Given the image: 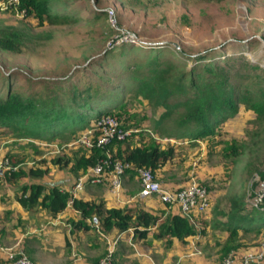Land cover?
I'll use <instances>...</instances> for the list:
<instances>
[{
	"label": "rangeland",
	"instance_id": "obj_1",
	"mask_svg": "<svg viewBox=\"0 0 264 264\" xmlns=\"http://www.w3.org/2000/svg\"><path fill=\"white\" fill-rule=\"evenodd\" d=\"M0 2V27L19 26L30 36L26 46H21L18 52L0 50V81L2 72L15 71L16 77L10 83L12 88L38 89L40 85H28L27 75L33 80H59L65 75H73V80L78 75L79 85L94 86L95 73L103 71L98 65L88 66L85 56L93 53H96L94 57L99 56L105 44H125L123 49L113 50L107 56L104 67L110 72L107 81L123 84L126 89L118 96L123 111L122 119L118 121L125 128L136 129L129 143L157 141L161 147L172 144L174 153L157 171L156 179L169 188L192 181L199 183L205 187L209 203L204 212L190 214L197 226L204 227L205 233L185 242L173 239L169 245L163 238L149 236L146 241H133L130 231L104 232L92 225L90 229L77 233L70 221L79 215H71L69 210L60 217L65 226L60 223L52 233L48 232L47 219L50 217L38 207L34 212L25 213L15 202L16 195L23 184L35 181L66 186L82 175L70 169V163L73 150L83 146L67 143H71L76 135L91 132L94 121H87L84 129L64 138L48 140L17 138L10 128H2L0 154L7 155L9 161L14 162L11 165L26 168L39 164L48 168L41 179L25 176L12 180L0 178V241L3 244L26 254L32 264H44L43 259L47 264H95L96 259L109 250L114 264H217L221 260L214 239L223 237L224 233L211 228L215 220L213 216L227 208L231 196L244 200L243 214L253 218L251 225H260L257 232L253 229L241 232L240 239L251 243L252 240L260 241L264 213L256 209L259 205L255 207L249 201L263 179L259 172L264 168V119H255L254 113L239 102L236 112L217 124L212 135L170 139L169 134L177 130L173 123L174 114L160 120L162 106L154 105L140 94L135 95L134 80L130 81L129 77L122 81L120 78L127 71L120 65L133 68L132 63L138 62L141 67L136 74L147 73L148 51L138 44L163 46L165 49L160 53V60L171 59L178 64L183 55L207 54L202 61L213 60L215 70L225 72L228 81L239 90L249 88L256 91L257 87L264 86V0H76L65 7V11H58L68 13L69 17L57 23L44 21L41 24L33 17L24 16L16 1ZM97 8L104 10L105 16L93 15L91 11ZM107 26L114 32L106 29ZM110 36L112 41L108 40ZM120 50L124 53L119 54ZM184 60L185 68L195 63L190 57ZM119 67L122 75L115 78L113 72ZM99 83L100 89L104 90V82ZM60 86L65 92L70 89L67 83ZM104 96L101 105L117 95L111 90ZM107 111L115 116L119 108ZM228 144L237 146L236 153L222 154ZM57 155L70 158L69 164L51 163L50 158ZM122 185V197L131 200V204L138 201L134 199L139 187L136 176L126 175ZM109 189L106 178L98 184H89L87 188L82 185L78 195L84 193L100 201ZM158 207L156 214L174 211L163 203H158ZM28 218H31L29 223L26 222ZM42 242L43 249H40ZM30 246L38 248L32 254L34 258L27 251ZM44 247L51 252L45 253ZM244 250L246 248L231 251L235 254ZM0 264L11 263L0 259Z\"/></svg>",
	"mask_w": 264,
	"mask_h": 264
},
{
	"label": "trees",
	"instance_id": "obj_2",
	"mask_svg": "<svg viewBox=\"0 0 264 264\" xmlns=\"http://www.w3.org/2000/svg\"><path fill=\"white\" fill-rule=\"evenodd\" d=\"M75 1L18 0L17 7L22 10L24 16L33 17L38 24L44 21L57 23L65 17H69L66 12H58L59 9L65 11V7L67 8ZM91 12L93 15L105 14L104 10L98 8ZM103 21L105 20L103 19ZM105 28H109L111 33L114 32L110 26ZM29 40L28 31L24 28L19 26L0 27V50L18 52L21 50V46H26V42ZM108 40L112 41V36ZM123 45L125 44L118 46H106L105 44V48L99 56L94 57L96 53L85 56L88 66L98 65L103 71L95 73L97 80L93 84L94 86L79 85L78 75L75 76V74L73 80H71L73 75H65L66 77L59 80L39 78L33 80L27 75L28 85H40L38 89L35 87L28 89L22 86L12 88L10 83L16 77V72H2L0 129L10 128L14 137L17 138L48 140L53 137L64 138L68 134L82 130L87 125V121L95 122L100 115H107L110 111L107 110H112L114 107L119 108L115 117L117 120L122 119L123 111L119 97L125 88L118 82L107 81L106 77L110 72L105 67L107 56L113 50L123 49ZM138 47L148 51L146 55L148 59L145 63L147 73L136 74L141 66L140 63L134 62L132 63L133 68L120 65L121 68L127 70L124 74L125 77L121 76L120 78L123 81L130 77V81L134 80L132 87L135 95L140 94L154 105L162 106L160 120L174 114L173 123L177 130L169 134L170 139L175 140L179 137L197 139L212 135L217 124L236 112L239 102L254 113L255 119L259 121L264 119V86L257 87L256 91H250L249 88H245L244 91L239 90L235 84L228 81L225 72L220 73L215 70L216 65L213 60L202 61L207 57V54H198L194 57L188 54L183 55L181 63L178 64L171 59L160 60V53L162 49H165L163 46L138 44ZM123 53L124 51L120 50L119 54ZM187 57L195 61L189 68H185L184 59ZM120 67L113 72L115 78L122 75L119 71ZM100 81L105 84L104 90L100 89ZM62 83L69 84L68 92L61 90L60 84ZM111 90L115 91L116 98L101 105L105 99L104 94ZM120 125L125 128L122 123ZM98 133L99 130L96 128L91 131L93 144L90 147L73 150L70 169L83 174L96 161L107 157L110 161L120 159L131 164V167L123 170L122 175L125 173L136 175L135 168L141 166L150 168L156 177L157 171L174 153L172 144L161 147L157 141L132 145L128 140L131 139L134 132L126 138H111L104 145L97 146L94 140ZM79 135H76L70 141L71 143L67 144H72ZM236 149L235 144H228L224 146L222 154L236 153ZM69 160L70 158L62 155L50 158L51 163H57L60 166H67ZM10 163L14 162L10 160ZM47 170V166L39 164L29 165L26 168L15 166V168L3 172L1 178L12 180L25 176L31 179H41ZM259 177L264 178V168L260 170ZM74 181L71 180V184L66 186L35 181L27 185L23 184L20 186V192L16 195V201L26 210H33L37 207L44 209L50 217L56 216L69 203L79 215L78 218L70 221L73 229H90L91 225L99 227L104 232H109L112 229L119 231L129 229L134 241H146L147 233L151 232L152 238H163L164 243L169 245L173 239L185 242L188 237H196L205 233L203 226H197L192 218L177 212L156 214L137 206H106L102 200L72 196L69 188ZM87 183L88 181L84 182V184ZM245 205V201L239 196H231L228 198L227 208L219 210L215 214L217 216H213L215 220L211 228L224 233L223 237L214 239L215 245L218 246L220 260L232 252L231 250L256 249L259 244L256 240H252L251 243L244 241L243 238L240 239L241 232L250 229L257 232L260 226L250 224L253 218L243 214ZM256 209L260 210V213H264V200ZM263 259L260 264H264ZM97 260L98 258L95 264Z\"/></svg>",
	"mask_w": 264,
	"mask_h": 264
},
{
	"label": "built area",
	"instance_id": "obj_3",
	"mask_svg": "<svg viewBox=\"0 0 264 264\" xmlns=\"http://www.w3.org/2000/svg\"><path fill=\"white\" fill-rule=\"evenodd\" d=\"M13 2L18 0H12ZM1 4V2H0ZM99 130L95 137V145L102 146L111 138L123 139L128 137L136 129L123 128L120 122L113 115H102L93 123L91 131ZM89 133L80 134L72 144H80L83 147H90L93 144L92 136ZM131 167L128 161L114 159L110 161L107 157L99 159L94 165L89 167L82 175L78 176L69 191L75 196L77 190L81 188L85 181L91 183L108 179L110 191L117 195L121 190L122 173L125 168ZM15 168L12 166L8 156L0 154V178L3 172ZM138 180L137 197H155L158 201L173 206L177 213L191 218L190 214L204 212L208 206L206 189L203 185L194 181L184 186L169 188L161 184L150 168L138 166L135 168ZM264 199V178L258 183L254 195L249 201L251 205L258 206ZM69 204V203H68ZM0 256L8 260L11 264H32L29 257L21 251H15L11 246H7L0 241ZM264 258V229L261 232L259 244L256 249H248L239 253L229 252L217 264H260ZM96 264H114L110 250L98 259Z\"/></svg>",
	"mask_w": 264,
	"mask_h": 264
},
{
	"label": "crops",
	"instance_id": "obj_4",
	"mask_svg": "<svg viewBox=\"0 0 264 264\" xmlns=\"http://www.w3.org/2000/svg\"><path fill=\"white\" fill-rule=\"evenodd\" d=\"M126 175H129L128 173H125L124 175H122V177H121V179H122V184H124V179L126 178ZM89 184H98V182L97 183H91V182H88L87 184H83V186H85L86 188L88 187V185ZM121 184V190L119 191V193L117 194V195H115L114 193H112L111 191H110V189L108 190V191H106L104 194H103V196H104V198L106 199V200H104V198H103V203L106 205V206H137V207H141V208H144V209H146V210H149V211H151V212H155V210L157 209V208H159L158 207V203H162V202H160V201H158L155 197H153V196H150V197H144V198H139V197H137V195L135 194L134 195V199H136V200H138V201H140V202H138V201H136V202H134V203H130V201L131 200H129L128 198H124V197H122V194H123V185ZM81 189V188H80ZM80 189L79 190H77V192L75 193V196L76 197H83V198H86V199H92V200H94L93 198H90L89 196H85V194L83 193V194H81L80 196L78 195V193H79V191H80ZM82 193V192H81ZM137 193V192H136ZM129 201V202H128ZM18 205H20L17 201H15ZM129 203V204H128ZM21 206V205H20ZM173 209H174V211L173 212H177L176 210V208L175 207H173V206H171ZM21 209L25 212V213H31V212H34V210L36 209H33V210H26V209H24L22 206H21ZM176 209V210H175ZM40 210H43V212H45L47 215H48V213L44 210V209H40ZM65 210H69V212L71 213V215H76V214H78V212L75 210V209H73L69 204H67L66 206H65V208L60 212V213H58L56 216H54V217H50L49 215V217L50 218H48L47 220V222H48V228H47V230L46 231H48V232H51L52 233V231H54L55 230V228L56 227H58V226H60V223L61 224H63L64 225V223L61 221V219H60V217L62 216V215H64V212H65ZM29 219H31V218H28V221H26V222H30V220ZM74 219H76V218H74ZM34 220V219H33ZM32 220V221H33ZM65 226V225H64ZM68 226V225H67ZM80 230H82V229H74L73 231H77V233L78 232H80ZM117 232V233H124V232H129L130 230L128 229V230H123V231H119V230H116V229H112V230H110V232ZM131 236V235H130ZM151 237V232H148L147 233V237ZM146 237V238H147ZM194 237H188L187 238V240L189 239H193ZM134 241V240H133ZM40 249H43V242H42V244H41V246H40ZM38 250V248L36 247H29V248H27V251L29 252V255H31V257H33V255L32 254H34V252L35 251H37ZM51 252V250H49V248L48 247H44V252L45 253H48V252ZM42 252H43V250H42ZM1 257V259H4L2 256H0ZM34 258V257H33ZM42 263H44V264H47L46 262H45V260L43 259L42 260Z\"/></svg>",
	"mask_w": 264,
	"mask_h": 264
}]
</instances>
